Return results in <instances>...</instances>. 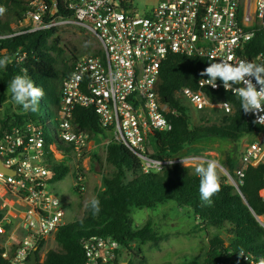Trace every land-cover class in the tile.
I'll use <instances>...</instances> for the list:
<instances>
[{
  "label": "built area",
  "instance_id": "2783aa9c",
  "mask_svg": "<svg viewBox=\"0 0 264 264\" xmlns=\"http://www.w3.org/2000/svg\"><path fill=\"white\" fill-rule=\"evenodd\" d=\"M29 6L21 23L26 32L78 24L97 37L100 53L79 57L62 82L53 143L47 144L42 130L32 122L12 127L0 139L1 164L15 172L13 176L0 173V187L25 205L19 226L23 234L18 240L5 243L9 235L0 224L2 257L9 264H30L31 254L38 251L40 243L55 239L58 229L68 223L62 200L50 187L58 182L54 181L57 166L65 160L58 144L72 146L80 157L90 145L89 133L73 122L77 107L93 109L105 131V141L95 144L94 149L101 146L105 150L109 143L123 145L138 157L144 173L156 172L185 161L157 159L150 153L154 151L153 146L150 149L152 135L170 129L167 114L174 113L156 90L167 57L198 56L211 63L231 57L233 64L241 60L257 64L264 61L261 53L254 58L249 55L252 40L264 33V0H156L144 12L134 7V0H70L71 17L48 21L44 0H32ZM48 14L54 15L55 8ZM17 34L20 33L14 35ZM202 79L197 89L184 87L178 95L197 111L220 105L233 112L229 102L214 101L207 93L224 89L222 82L218 79V87L212 88ZM250 116L257 119L253 113ZM57 149L61 151L54 163ZM240 164L238 180L230 178L237 188L249 166L264 165V134L246 145ZM82 183L79 174L76 185ZM260 195L264 201V188ZM83 247L86 264H114L121 245L111 237L93 236L83 240Z\"/></svg>",
  "mask_w": 264,
  "mask_h": 264
},
{
  "label": "trees",
  "instance_id": "16d2710c",
  "mask_svg": "<svg viewBox=\"0 0 264 264\" xmlns=\"http://www.w3.org/2000/svg\"><path fill=\"white\" fill-rule=\"evenodd\" d=\"M44 1L48 8L45 21L73 15L68 7L70 0ZM29 3L26 0H0L1 6L6 8V12L0 15V58L5 55L12 58L11 63L0 68V94L4 96L14 76L27 74L36 86L43 89L44 96L39 102L38 112L4 118L0 139L12 127L32 122L41 127L45 142L51 144L53 138L47 132L50 128V120L47 118L51 114L58 116L62 82L70 75L79 57L100 53L99 41L93 35V39H82L84 44L80 47L71 44V60L63 61L52 54L54 51L61 52L50 43V38L56 32L55 27L26 32V28L21 26L29 10ZM53 7L55 14L50 16L48 10ZM260 53L264 57V33L252 40L249 49V55L253 58ZM209 63L210 60L204 57L177 54L169 55L163 62L156 90L174 113L167 114L170 129L152 135V157H172L185 147L209 137L237 142L246 135L264 132V126L254 123L250 113L243 112L238 97L224 89L207 90V93L214 101L229 102L232 114L220 124L193 125L191 114L178 93L184 87L197 89L198 82L207 77H202L200 73ZM260 64H264V61ZM73 122L88 132L92 140L105 134L91 108L77 107ZM104 154L106 163L114 167L115 171L102 178L101 190L96 194L95 198L100 201L99 214L93 215L91 209L86 207L87 202L80 220L69 222L58 229L55 241L59 249L48 250L41 259L38 252L45 242L40 243L36 264H86L83 240L93 236L111 237L120 243L121 248L117 252L119 256L114 263L118 264L122 248L132 250L135 245L140 252L142 245H158L168 235L152 220L140 226L134 225L132 212L144 208L155 210L168 207L170 215L182 214L197 221L198 227L211 226L225 231L226 235L219 234L210 238L204 254L183 253L178 256L177 263L167 261L162 264H259L260 259L264 258V226L256 218L264 217V201L260 195L264 188L263 164L246 169L238 190L227 178L220 180V192L211 198V204H207L200 198V178L189 166L171 164L156 172L144 173L138 157L123 145L109 143ZM94 158L99 160L97 154H94ZM224 167L237 181L236 172L242 166L236 159L235 150L226 155ZM69 170L65 163L58 165L54 181L63 180ZM2 216L0 212V220ZM241 250L244 256L239 255ZM2 252L0 248V264H9L2 257Z\"/></svg>",
  "mask_w": 264,
  "mask_h": 264
},
{
  "label": "rangeland",
  "instance_id": "374dc122",
  "mask_svg": "<svg viewBox=\"0 0 264 264\" xmlns=\"http://www.w3.org/2000/svg\"><path fill=\"white\" fill-rule=\"evenodd\" d=\"M26 1L30 2L32 0ZM155 3L156 0H134V7L140 12H144L146 9L153 7ZM55 28L56 32L50 38V43L57 49H60L61 52L54 51L52 54L54 56H59L60 59L65 62L71 60V44L80 47L84 44L82 39L88 37V39H93V34L78 24L58 25ZM183 103L187 106L191 114L194 126L210 125L212 123L220 124L232 114V112H227L220 105L197 111L193 109L187 99L184 100ZM25 114L22 108L12 101L11 93L8 90L5 92L4 96L0 94V127L4 118ZM48 119L50 120V128L53 129L55 127V122L59 119V113L58 116L51 114L47 120ZM36 127L42 130L41 127ZM49 129L47 132L53 134L54 131ZM56 133L60 134L59 131H56ZM263 134L264 132L246 135L237 142L221 137H209L185 147L178 154L173 155L172 158L184 159L183 166H189L193 171L198 164H206L207 161L215 160L218 162L217 170L220 180L227 178L229 183L238 190L239 186L237 188L234 185L232 182L234 178L224 167L226 155L230 151L235 150L236 159L240 162L241 153L245 150L246 145L252 140H259ZM105 139L103 135L99 136L96 140L91 139L90 145H88L82 157L78 156L77 152L73 151L72 146L65 143L58 144V147L62 148L63 157L65 159H63V162L70 170L63 180L55 183V186H51L50 188H52V191L62 200L61 205L66 211V220L68 223L82 218L85 204L96 197L97 192L101 190L102 178L111 175L115 171V168L105 161L104 148L98 146L94 149L95 144L104 142ZM152 146L153 145H151L150 149L153 148ZM60 151L61 149L55 151L53 158L54 163H57L56 156L59 155ZM94 154L99 156V160L94 158ZM186 158H188L187 163ZM79 174L83 178L81 186L76 185ZM24 207L25 205H23L13 193L10 192L5 194L4 189L0 187V212L3 215L0 224L9 235L5 242L7 244L18 240L20 234H23L19 226ZM168 210L169 207L155 210L144 208L132 212L134 225L140 226L152 220L157 223L156 225L158 228L167 231L166 233H168V235L167 238L160 241L158 245L154 243L142 245L140 252L135 248V245L132 250L122 248L118 264H162L167 261L177 263L180 254H204L208 248L210 238L219 234L223 236L226 235L225 231H220L211 226L198 227L197 221H192L182 214H178V216L170 215ZM163 214L166 216L163 217ZM259 222L264 226V217H259ZM50 249H59L54 238L48 239L43 244L42 248H40L38 252L40 258L43 259L45 253Z\"/></svg>",
  "mask_w": 264,
  "mask_h": 264
},
{
  "label": "clouds",
  "instance_id": "9594fccd",
  "mask_svg": "<svg viewBox=\"0 0 264 264\" xmlns=\"http://www.w3.org/2000/svg\"><path fill=\"white\" fill-rule=\"evenodd\" d=\"M5 12L6 8L0 6V15ZM231 59L229 57L227 60L209 63V66L200 73L202 77H208L206 80L202 79V83L217 88V80L219 79L226 91H231L238 97L243 112L255 114L257 119L254 123L264 124V115H259L260 112H264V64L247 60H241L233 64L230 62ZM11 62V57L3 56L0 58V68H5ZM253 79L255 83H253ZM233 85L243 86L234 88ZM8 91L11 93L12 101L22 108L23 113L39 111V102L44 96V91L36 86L27 74L14 76L8 86ZM171 162L169 161V163ZM217 164V161L210 160L206 164H198L194 169L196 175L200 178V198L207 204H211V198L221 190ZM86 207L91 209L93 215L99 214V199L92 198L86 204ZM239 255L244 256L242 250ZM259 264H264V258L260 259Z\"/></svg>",
  "mask_w": 264,
  "mask_h": 264
},
{
  "label": "water",
  "instance_id": "95a60500",
  "mask_svg": "<svg viewBox=\"0 0 264 264\" xmlns=\"http://www.w3.org/2000/svg\"><path fill=\"white\" fill-rule=\"evenodd\" d=\"M0 173L6 174V175H10L13 176L15 174V172L11 169H6L5 167H3V165L1 164L0 161ZM256 218L259 221V217L256 216ZM37 263V252L36 250L31 254L30 257V264H36ZM125 264V263H124Z\"/></svg>",
  "mask_w": 264,
  "mask_h": 264
}]
</instances>
